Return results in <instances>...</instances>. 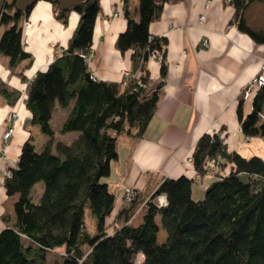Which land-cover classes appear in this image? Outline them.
<instances>
[{
  "label": "trees",
  "instance_id": "obj_1",
  "mask_svg": "<svg viewBox=\"0 0 264 264\" xmlns=\"http://www.w3.org/2000/svg\"><path fill=\"white\" fill-rule=\"evenodd\" d=\"M38 1L51 5L62 26L72 12L79 21L61 53L28 79L24 72L33 60L25 48L23 27L33 6L20 12L15 0H6L0 13V26L7 27L0 36V55L8 58L11 74L26 84L25 127L37 126L48 137L38 150L30 133L16 164L4 175V194L16 199L12 214L1 216L0 264H48V253L58 258L53 264H135L139 255L140 264H264V152L246 158L228 149L219 133L201 136L191 155L193 169L202 174L211 160L220 171L200 200L192 198L196 180L185 176L166 178L143 197L135 193L127 202L122 195L120 203L105 181L118 156V138H141L154 113L162 81L147 89V62L153 51L161 53L163 41L149 34V25L159 19L163 4L174 0H138V19L129 11L130 0L122 1L127 23L115 48L131 52L133 72H138L125 86L123 81L96 80L88 67L100 0H84L65 10L54 0ZM252 1H230L233 21L254 42L264 43V32L251 30L242 17ZM166 70L162 55L161 78ZM244 90L236 109L241 133L263 138L264 83L254 89L246 115ZM0 94L11 107L21 96L1 81ZM56 105L68 109L58 134L77 133L68 145L54 138L51 119ZM40 182L42 196L35 204L31 190ZM159 196L166 198L164 206H158ZM87 208L95 220L92 234L84 222ZM139 210H144L141 223L129 224ZM160 229L166 234L161 243Z\"/></svg>",
  "mask_w": 264,
  "mask_h": 264
},
{
  "label": "crops",
  "instance_id": "obj_2",
  "mask_svg": "<svg viewBox=\"0 0 264 264\" xmlns=\"http://www.w3.org/2000/svg\"><path fill=\"white\" fill-rule=\"evenodd\" d=\"M122 1L100 0L102 11L95 23L94 44L87 62L98 81L121 83L124 79L122 71L132 77L138 75L132 69L131 52L121 53L115 48V40L127 23ZM138 2L129 1V11L133 12L134 19H138ZM161 13L159 19L149 25V34L163 41L162 51L160 58H149L147 62L150 78L147 89L151 90L162 81L158 102L141 138L127 135L118 138V156L111 163L110 177L105 180L118 203L129 188L143 197L166 178L185 176L195 180V169L186 160L204 134L219 133L226 138L228 149L235 151L253 139L245 138L241 133L236 109L241 92L260 73L264 63V43H256L238 30L233 21L235 10L224 0L167 1ZM242 17L251 30L264 32V0L249 3ZM69 20L62 26L54 19L49 3L38 1L33 5L23 27L25 48L33 60L30 69L24 72L28 79L44 70L66 46L79 17L72 12ZM162 55L167 69L164 78L160 77ZM8 62L0 59V81L21 92L26 84L11 74ZM253 91L244 98L243 115L251 110ZM24 107L19 102L15 107L7 105L0 94V143L7 115L17 112L19 117L9 142L8 160H0V230L4 228L1 216L12 214L16 199L12 197L9 206L5 205L10 198L5 196L2 188V170L16 164L20 147L32 132L30 126L25 127L24 120L29 115ZM67 114L68 109L56 107L51 122L57 115L54 138L68 145L77 133L58 134ZM203 193H197V199L200 200ZM143 214L144 210H139L129 224L139 225Z\"/></svg>",
  "mask_w": 264,
  "mask_h": 264
},
{
  "label": "rangeland",
  "instance_id": "obj_3",
  "mask_svg": "<svg viewBox=\"0 0 264 264\" xmlns=\"http://www.w3.org/2000/svg\"><path fill=\"white\" fill-rule=\"evenodd\" d=\"M7 1H10V0H7ZM224 1L226 2V0H224ZM6 28H7L6 26H0V36L2 35L4 29H6ZM2 58L5 59V61L8 60L7 57L0 55V59H2ZM23 67L24 66H21V65L18 66L16 68L15 72H19ZM20 95L21 96L17 102H19V105H22L23 101H24V97L26 96L25 95V89L20 92ZM56 107H58V105H56ZM58 109H63V108L58 107ZM57 111H59V110H57ZM13 113L18 114L17 112H13ZM26 119L24 120V123H25ZM57 123H58V118H57V115H55V119L53 120V123L51 122V125L55 130L57 129ZM30 128H32L31 134H33V139H34L33 143L35 144L37 149L40 150V148L47 143L48 137L43 135L42 133H40V131H39L40 129H38L37 126H30ZM10 140H12V139H10ZM263 144H264V137L263 138L255 137L250 142L246 143L245 145L238 147L237 152H239L240 154H242L246 158L251 157L253 155L254 156H263V152H264V145ZM0 145H1V143H0ZM7 160H8V158H7ZM2 161L4 162V160H2ZM6 171H7V169L2 170L4 175H5ZM107 179L108 178H106L105 180H107ZM208 183H209V181H205L203 183H197V182L193 183V186H192L193 199L196 198L195 200H199V199H197L198 198L197 193H199V192L202 193V191L205 190ZM42 190H43V184L41 182L37 183V185H35L33 187V189L31 190V195H32L31 199H32L33 203H35V204L38 203L40 196H42L41 195ZM134 194H135V191H134ZM8 201H9V203H7L8 205L5 204L6 206H9L12 199L10 198ZM89 210L90 209H88V208L85 209V214H84L85 220H84V222H85V226H86L87 231H89V233L92 234L95 232L94 231L95 230V222H94L95 220L92 219ZM165 238H166L165 232L160 229L159 235H158V242H160V243L163 242ZM55 261H58L57 256L53 253H48V262H49L48 264H53ZM141 261H142V256L139 255L136 257L135 264H140Z\"/></svg>",
  "mask_w": 264,
  "mask_h": 264
},
{
  "label": "built area",
  "instance_id": "obj_4",
  "mask_svg": "<svg viewBox=\"0 0 264 264\" xmlns=\"http://www.w3.org/2000/svg\"><path fill=\"white\" fill-rule=\"evenodd\" d=\"M231 0H226L227 3H230ZM118 14H114V16H117ZM151 59H158L160 58V52L159 51H153L150 55ZM89 58H87V61ZM123 79V86L126 85V81L130 79L131 74L128 73L127 71H122L121 72ZM264 83V63L261 65V70L260 73L253 79V81L248 85L245 90H244V97H248L249 94L253 91L254 88L259 87L260 85H263ZM8 117L5 118V122L7 123L6 128L1 136V145H0V160H7V151L9 150V141L12 139L14 130L15 128V121L17 120L18 114L15 113H9L7 115ZM264 120V116H262ZM241 130V129H240ZM226 142V138L223 139V143ZM187 163L192 164V158L191 156L188 157L186 160ZM205 170L202 174L200 173H195V180L198 182H203L204 181H210L212 180L216 173L219 172V165L217 162H212L211 160L206 163L205 165ZM10 172L5 173V176H8ZM134 194V189L129 188L126 189L123 193V198L124 201L127 202L131 200L132 196ZM158 206H164L166 204V198L164 196H159L158 198Z\"/></svg>",
  "mask_w": 264,
  "mask_h": 264
},
{
  "label": "water",
  "instance_id": "obj_5",
  "mask_svg": "<svg viewBox=\"0 0 264 264\" xmlns=\"http://www.w3.org/2000/svg\"><path fill=\"white\" fill-rule=\"evenodd\" d=\"M37 0H15V9L20 12L26 11L28 8H31ZM58 7L62 10L69 9L72 6L76 5L79 2H82L84 0H54ZM155 2L161 3L165 2L166 0H154ZM6 0H0V13L2 11V8L5 4Z\"/></svg>",
  "mask_w": 264,
  "mask_h": 264
}]
</instances>
